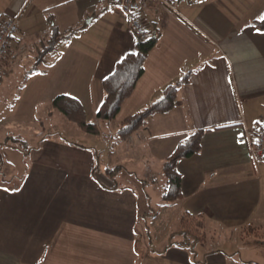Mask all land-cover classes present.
I'll list each match as a JSON object with an SVG mask.
<instances>
[{
    "label": "crops",
    "instance_id": "crops-1",
    "mask_svg": "<svg viewBox=\"0 0 264 264\" xmlns=\"http://www.w3.org/2000/svg\"><path fill=\"white\" fill-rule=\"evenodd\" d=\"M142 17L148 34L158 27L162 35L118 115L144 109L191 74L171 111L151 116L126 141L117 136L120 124L115 136H104L107 167L122 166L111 177L95 145L67 140L53 121L44 125L61 94L78 98L97 122L103 80L136 48L130 17L106 0H0V26L15 18L19 27L0 63V158L4 180L18 182L0 184V264H199L178 244L181 235L164 249L184 226L172 229L175 221L190 222L185 212L204 220L196 261L258 259L242 244L264 243V159L254 161L247 142L264 118V30L252 23L264 17V0H172ZM54 28L80 29L29 73L27 62ZM26 126L43 136L23 154L16 142ZM197 129L211 130L201 151L178 164L183 199L156 208L163 160ZM151 219L168 236L163 248L151 237ZM209 236L219 245L206 248Z\"/></svg>",
    "mask_w": 264,
    "mask_h": 264
},
{
    "label": "trees",
    "instance_id": "trees-1",
    "mask_svg": "<svg viewBox=\"0 0 264 264\" xmlns=\"http://www.w3.org/2000/svg\"><path fill=\"white\" fill-rule=\"evenodd\" d=\"M259 29L264 30V20L252 21ZM80 28H75L66 34L58 32L55 28L51 35L43 42L41 50L36 55L33 65L28 70L33 72L46 58L47 54L54 51L58 42L71 37ZM161 30L157 27L148 38L141 40L136 35V48L133 52H128L117 64L114 71L103 80L104 99L97 110V117L101 120H113L121 111L122 105L135 91L137 84L145 73V62L161 38ZM48 43V44H45ZM191 71L185 72L176 82L167 85L161 97L144 109L125 117L119 128L117 136L126 141L139 128L143 127L147 120L160 113L171 111L178 102V92L180 88L189 82ZM52 108L60 111L67 119L73 121L86 133L100 134L101 128L98 122H92L87 119L85 108L82 102L71 95H57L52 100ZM211 129H197L189 134L184 140L180 141L174 151L163 160L162 173L166 178V184L163 187L162 199L167 204H173L183 199L182 173L179 171L178 164L184 158L192 157L198 154L202 149V142L206 132ZM122 169L121 165L112 168H105L107 176H116ZM185 215L189 217V223H182L183 228L179 232L172 233L165 250L173 244L176 235L183 236L180 245L185 246L191 253L193 261L199 264H206L205 260L196 261V246L205 240L204 220L188 212Z\"/></svg>",
    "mask_w": 264,
    "mask_h": 264
},
{
    "label": "rangeland",
    "instance_id": "rangeland-1",
    "mask_svg": "<svg viewBox=\"0 0 264 264\" xmlns=\"http://www.w3.org/2000/svg\"><path fill=\"white\" fill-rule=\"evenodd\" d=\"M40 41V40H38ZM43 42L47 41V38L42 40ZM48 44V43H45ZM36 49H38L37 47H35ZM42 48H40L39 50H41ZM58 49V45L56 46V49L54 51L51 52V54H55L57 52ZM27 54H30L27 51ZM36 55V54H35ZM30 62H27L26 64V69H29L31 66ZM17 67H15L16 69ZM56 115L53 117L46 118V124L44 126H51L52 124H48L47 121H53L55 125L59 126L62 131H63V135H65L67 140L76 142V143H85L87 145H95V147H97V151H99L101 153V158H100V167L101 168H105L107 166H109V162H110V157L107 155V152L109 151V149H107L106 144L103 145V143H105V141L103 140L104 136H107L108 138H110V135H116L115 134V127H117L118 124H121L122 119L125 117V113L126 111H123L122 113H120V115H118V117L116 119L113 120H101V119H97V122L100 125V128L103 129V135L99 136V135H95V134H91V133H84V131H82L75 122L70 121L69 119H67L60 111L56 110ZM24 129V127H22ZM27 134L26 136H22L21 139L19 140V142H16V146L18 147V150L24 151L21 153H26L28 151H31V148L38 143L39 138L41 136H43L42 134H37L34 130H33V126H29V128L27 129V126L25 127ZM41 129V128H40ZM29 131V132H28ZM24 133V132H23ZM25 135V134H24ZM87 136V137H86ZM98 136L100 138H98ZM43 142V141H42ZM103 142V143H101ZM20 152V151H19ZM98 152V153H99ZM1 157V156H0ZM21 157V156H18ZM19 167L21 170H23L24 166H20ZM113 167V166H112ZM20 169L18 171H20ZM6 174V169L4 166V163L2 161V159L0 158V184L2 185H6V186H14L16 185L18 182L17 181H13V182H8L6 180H4V175ZM8 175V174H7ZM6 177V176H5ZM7 179V178H5ZM157 188L159 189V192L154 194L153 193V197H152V203L153 205L160 209V205L164 204V201L162 200V189L166 184V178L163 175V173L159 172V176H157ZM156 184V183H155ZM154 184V185H155ZM167 208H164L163 210H165ZM161 220V218H159V221ZM156 221L154 219L149 220V225H150V232H151V237L158 243V247L159 248H163L164 245L167 243L168 241V236L165 235L164 236V232L163 229L161 228V226H159V228H157V224L155 223ZM182 223L180 221H175L174 223V227L172 229H178L180 228ZM264 229V228H263ZM181 230V229H179ZM140 232H142L141 230H138ZM143 231H148L147 229ZM259 231H262V229H259ZM264 231V230H263ZM146 237V241H148V237L149 234L146 233V235L144 236ZM255 237L257 238H261L262 236H255V235H251L247 238H251V239H255ZM208 238V244L205 246L206 248H210V247H215L218 244V241L213 239H219L218 237H214L213 236H209ZM219 247H223V246H219ZM242 247H248L249 250H253V252L255 253V256L258 257V259H254L252 261L251 264H264V259L259 258L261 256H263L264 252V243H262L261 247L256 248L251 246L250 243L243 245ZM228 248V245L225 246V249ZM260 251V253H259ZM260 254V255H259ZM253 255V254H252ZM250 264V262H248Z\"/></svg>",
    "mask_w": 264,
    "mask_h": 264
},
{
    "label": "built area",
    "instance_id": "built-area-1",
    "mask_svg": "<svg viewBox=\"0 0 264 264\" xmlns=\"http://www.w3.org/2000/svg\"><path fill=\"white\" fill-rule=\"evenodd\" d=\"M113 1L114 6L119 11L130 17L131 27L135 35L141 40L148 38L142 13L145 9H158L164 4L171 3L172 0H106ZM18 23L15 18H9L0 26V63L8 56L13 38L18 32ZM249 153L254 161L264 159V118L257 126L256 134L247 136Z\"/></svg>",
    "mask_w": 264,
    "mask_h": 264
},
{
    "label": "snow or ice",
    "instance_id": "snow-or-ice-1",
    "mask_svg": "<svg viewBox=\"0 0 264 264\" xmlns=\"http://www.w3.org/2000/svg\"><path fill=\"white\" fill-rule=\"evenodd\" d=\"M262 20H264V17H261Z\"/></svg>",
    "mask_w": 264,
    "mask_h": 264
}]
</instances>
